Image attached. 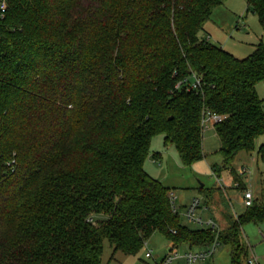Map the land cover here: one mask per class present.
<instances>
[{
    "label": "trees",
    "instance_id": "obj_1",
    "mask_svg": "<svg viewBox=\"0 0 264 264\" xmlns=\"http://www.w3.org/2000/svg\"><path fill=\"white\" fill-rule=\"evenodd\" d=\"M225 0H9L0 18V264H102L104 240L139 252L154 231L172 247L231 246L264 221L262 195L227 229L181 221L145 169L162 134L183 165L205 157L204 116L235 180L264 134V40L245 57L201 37ZM264 28V0H247ZM201 77L200 88H176ZM258 155L264 160V141Z\"/></svg>",
    "mask_w": 264,
    "mask_h": 264
},
{
    "label": "rangeland",
    "instance_id": "obj_2",
    "mask_svg": "<svg viewBox=\"0 0 264 264\" xmlns=\"http://www.w3.org/2000/svg\"><path fill=\"white\" fill-rule=\"evenodd\" d=\"M211 33V42L220 44L237 57L249 55L255 45L264 40V28L258 16L248 10L247 0H225L217 5L211 17L205 22L201 37L207 38ZM259 96L264 100V81L257 85ZM264 107V103H263ZM214 119L206 117L204 127L205 157L192 165L182 164L174 145H166L162 134L156 135L145 160V169L153 177L168 186L175 197L177 212L182 223L196 227H210L206 223L198 224L189 220L184 211L194 197L201 200L197 213L205 220L213 217L218 228L216 233L229 227L230 218L234 220L245 212L247 206L242 199V193L247 188L255 198L262 195V177L264 160L260 159L258 150L264 141V134L256 139L252 152L242 150L237 155L234 167L241 177L236 180L228 168L222 166V155L219 151L220 139L214 128ZM246 170L241 173V170ZM242 242L248 247L244 260L255 256L259 264H264V221L258 224L246 223L241 230ZM213 244L201 247L202 250L212 249ZM200 247H190L182 243L172 247L165 234L154 231L145 240L144 245L135 254H126L121 250L115 251L108 239L104 240L102 264H162L165 257L174 250L184 253L189 249L198 250ZM151 252V256H146ZM244 261V263H245ZM170 264H185L183 257L173 260ZM194 264H232L231 246L218 244L214 254L199 259Z\"/></svg>",
    "mask_w": 264,
    "mask_h": 264
},
{
    "label": "built area",
    "instance_id": "obj_3",
    "mask_svg": "<svg viewBox=\"0 0 264 264\" xmlns=\"http://www.w3.org/2000/svg\"><path fill=\"white\" fill-rule=\"evenodd\" d=\"M9 6V0H0V18H3L5 16V12ZM202 84L201 77L197 75H193L191 80L184 79L180 80L176 83V88H182L185 87L187 90H193L200 88ZM210 116L214 119V122L221 120L222 116L216 113H207L204 116V123L206 120V117ZM246 170V168L241 170V173H243ZM238 182L236 181V185ZM171 199L173 200L175 204V197L173 195V192H170ZM242 199L244 204L248 207L253 205L255 200L254 193L249 190L245 189L242 193ZM201 200L199 197H194L192 201L186 206L184 215L191 221L198 223V224H207L211 228H218L216 221L213 218H209L208 220H205L204 217L197 213L198 208L200 207ZM175 209L176 205H175ZM218 241L215 240L213 243L212 249L202 250L201 247L198 250L189 249L185 251L184 253H179L178 251L174 250L172 253L168 254L165 259L163 260L162 264H170L173 260L177 258L183 257L185 259V264H194L199 259H204L209 256H212L214 254V251L218 245ZM146 256H151V252H147ZM245 264H259L258 259L255 256L248 257L245 261Z\"/></svg>",
    "mask_w": 264,
    "mask_h": 264
},
{
    "label": "crops",
    "instance_id": "obj_4",
    "mask_svg": "<svg viewBox=\"0 0 264 264\" xmlns=\"http://www.w3.org/2000/svg\"><path fill=\"white\" fill-rule=\"evenodd\" d=\"M209 38H211V33H208V37H207V39H209ZM209 41H211L210 39H209ZM220 45V44H219ZM214 125V124H213ZM203 148H204V136H203ZM185 206H187V205H185ZM211 218H213V217H211ZM214 219V218H213Z\"/></svg>",
    "mask_w": 264,
    "mask_h": 264
}]
</instances>
